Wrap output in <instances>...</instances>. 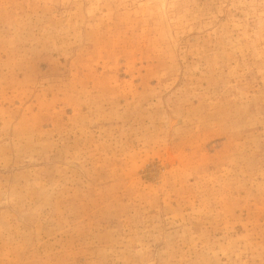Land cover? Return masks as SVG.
<instances>
[{
  "label": "rangeland",
  "instance_id": "374dc122",
  "mask_svg": "<svg viewBox=\"0 0 264 264\" xmlns=\"http://www.w3.org/2000/svg\"><path fill=\"white\" fill-rule=\"evenodd\" d=\"M0 264H264V0H0Z\"/></svg>",
  "mask_w": 264,
  "mask_h": 264
}]
</instances>
